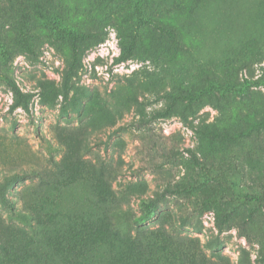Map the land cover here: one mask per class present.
Wrapping results in <instances>:
<instances>
[{
    "label": "rangeland",
    "instance_id": "obj_1",
    "mask_svg": "<svg viewBox=\"0 0 264 264\" xmlns=\"http://www.w3.org/2000/svg\"><path fill=\"white\" fill-rule=\"evenodd\" d=\"M33 1L51 23L81 37L73 60L66 38L27 6L0 0V182L30 177L9 188L13 212L0 205V246L10 233L22 244L15 247L30 246L25 201L38 176L52 175L73 152L81 163L112 169L116 193L134 184L145 198L161 195L158 212L169 214L178 235L198 239L209 264H264L263 208L239 196H264L257 164L264 129L250 132L247 120L264 117V87L252 84L264 70V0H163L145 3L140 20L132 0ZM130 40L132 55L114 64L120 43ZM5 77L28 95L29 113L11 109ZM195 92L202 95L188 106ZM169 106L167 117H152ZM205 124L238 142L210 144L199 155L195 129ZM186 149L205 165H193ZM196 179L205 184L188 190ZM137 201L126 208L136 216ZM217 212L228 214L221 231ZM17 256L0 252V264Z\"/></svg>",
    "mask_w": 264,
    "mask_h": 264
},
{
    "label": "trees",
    "instance_id": "obj_2",
    "mask_svg": "<svg viewBox=\"0 0 264 264\" xmlns=\"http://www.w3.org/2000/svg\"><path fill=\"white\" fill-rule=\"evenodd\" d=\"M163 0H132L137 20L143 17L144 4L154 5ZM27 6L34 17L52 28L53 33L66 38L72 48L73 60L77 53L75 42L81 37L72 30L51 23L39 3L33 0H11ZM135 49L133 40L120 43V54L113 59L114 64H120L132 55ZM14 96L11 109H22L29 113L28 95L19 91L15 84L5 77ZM66 80V78H65ZM252 84L264 87V70L262 75ZM216 84H211V87ZM218 87V86H217ZM219 88V87H218ZM201 92L189 93L187 105L200 98ZM171 107L152 113L153 118H163L169 115ZM250 132L264 129V117L255 122L248 117ZM199 140L198 154L205 156L210 144H222L231 147L238 142L239 136L222 132L214 125L205 124L195 129ZM191 162L197 168H202L205 161L198 160L195 153L186 149ZM55 168L50 175L38 176L37 188L31 192L24 208V218L28 226L26 242L28 247L17 248L10 233L7 237L11 242L0 246V252L6 256L13 255L15 264H209L202 252L198 239L180 236L174 231L169 214L159 213L158 208L162 196L155 193L152 198H145L143 189L138 185L126 184L116 193L111 186L113 170L95 168L81 163L73 152ZM74 158V160H70ZM258 169L264 172V162H259ZM205 170V169H203ZM113 172V173H112ZM112 173V174H111ZM39 175V174H37ZM30 177L26 173L4 176L0 182V205L13 212L15 206L6 196L9 188L15 183L24 182ZM188 186V190L199 191L203 183ZM187 188L184 187L187 192ZM188 193V192H187ZM241 198L249 203H255L263 208L264 196L241 192ZM135 198L141 209L139 215L130 212L129 202ZM218 208L220 203L211 202ZM153 220L159 222L156 228H148L143 224ZM179 220L186 222L182 217ZM37 225L34 229L31 222ZM216 226L222 230L228 221L227 213H218L215 218ZM168 225L165 227L163 224ZM51 233L53 239L49 238ZM15 243V242H14ZM16 244V243H15ZM22 246V244L20 243ZM16 244V246H20Z\"/></svg>",
    "mask_w": 264,
    "mask_h": 264
}]
</instances>
